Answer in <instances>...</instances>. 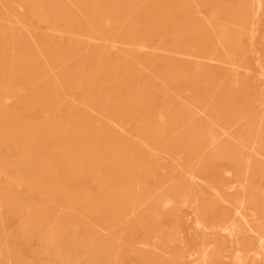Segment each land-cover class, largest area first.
<instances>
[{
    "label": "rangeland",
    "instance_id": "1",
    "mask_svg": "<svg viewBox=\"0 0 264 264\" xmlns=\"http://www.w3.org/2000/svg\"><path fill=\"white\" fill-rule=\"evenodd\" d=\"M0 264H264V0H0Z\"/></svg>",
    "mask_w": 264,
    "mask_h": 264
},
{
    "label": "bare ground",
    "instance_id": "2",
    "mask_svg": "<svg viewBox=\"0 0 264 264\" xmlns=\"http://www.w3.org/2000/svg\"><path fill=\"white\" fill-rule=\"evenodd\" d=\"M261 244V243H260ZM261 246V245H260Z\"/></svg>",
    "mask_w": 264,
    "mask_h": 264
}]
</instances>
